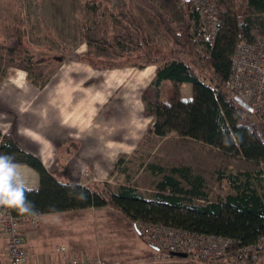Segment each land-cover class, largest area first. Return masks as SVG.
I'll return each instance as SVG.
<instances>
[{"label": "trees", "instance_id": "obj_1", "mask_svg": "<svg viewBox=\"0 0 264 264\" xmlns=\"http://www.w3.org/2000/svg\"><path fill=\"white\" fill-rule=\"evenodd\" d=\"M136 1L152 11L169 45L157 43L149 36L142 18L134 11L132 0H115L112 14L119 20V30L108 33L99 22L92 26L83 22L81 35L88 47L79 56L80 60L98 65L99 62L91 56L92 47L96 44L107 45L112 53L124 58L123 51L115 46L129 45L132 57L125 61L104 59L100 64L104 67L155 65L154 85L164 83L165 93L146 105V112L153 115L146 136L170 133L188 136L224 154L257 165L264 163V124L254 111L245 109L234 100L236 91L224 82L235 44L238 41L253 42L264 35V0H246L241 12L234 8L233 0H216L220 29L212 44L190 30L191 21L197 24V14L190 1H184L185 18L180 23L173 22L155 0ZM87 4L98 12L94 1ZM200 41L206 46L207 53L196 46ZM2 56L31 67L28 80L34 84L42 86L45 82L43 76L47 63L44 56L11 47H7ZM195 64L210 72V82H204ZM184 82L191 84L189 98L182 96L181 83ZM0 154H8L17 163L27 164L37 171L39 185L27 194V199L34 205L38 216L109 205L130 220L136 230L139 223L164 224L227 236L234 240L235 247L251 245L264 234V186L255 183L261 179L259 170L226 174L232 191L210 200L205 177L195 173L190 166L166 168L152 161L144 163L145 168L153 175H161V178L155 182L151 197H146L131 181L119 184L116 190L111 189L106 181L92 180L87 184L60 181L37 156L22 150L10 134L1 131ZM149 157L157 158L155 155ZM121 162H124L123 158H119L116 164ZM8 209L14 216H30ZM159 257L184 259L165 250H160ZM213 262L264 264V250L249 249Z\"/></svg>", "mask_w": 264, "mask_h": 264}, {"label": "crops", "instance_id": "obj_2", "mask_svg": "<svg viewBox=\"0 0 264 264\" xmlns=\"http://www.w3.org/2000/svg\"><path fill=\"white\" fill-rule=\"evenodd\" d=\"M155 79L154 64L104 67L80 58L64 61L42 86L28 80V76L19 84L15 80L0 84V131L10 134L22 150L37 156L60 181H106L115 185L111 186L113 190L131 181L127 164L144 156L140 150L153 154L157 146L164 156L182 154L190 161L203 160L207 144L199 140L176 134L173 138L146 136L153 122L146 105L156 101L157 91L164 87V83L155 86ZM181 84L182 96L187 98ZM150 93L153 100L148 97ZM119 158L124 162L117 165ZM190 161L183 165L191 167ZM19 164L29 184L37 188V171ZM139 166L145 167L142 159ZM46 217L53 223L60 220L48 213L39 215L37 226L29 217L21 221L28 264L60 260L62 254L55 252L58 245L81 258L73 246L54 238L60 233L54 235L46 226ZM6 245L7 238L0 230V264H9Z\"/></svg>", "mask_w": 264, "mask_h": 264}, {"label": "rangeland", "instance_id": "obj_3", "mask_svg": "<svg viewBox=\"0 0 264 264\" xmlns=\"http://www.w3.org/2000/svg\"><path fill=\"white\" fill-rule=\"evenodd\" d=\"M93 1L98 12L88 7L87 3ZM184 1L155 0L157 6L167 12L173 22L178 23L185 18ZM233 3L234 8L241 12L245 8L246 0H233ZM132 4L135 13L142 18L144 29L149 36L157 43L168 46L169 41L152 11L136 0H132ZM114 9L115 0H0V67L2 70L0 84L13 80L19 84L32 71V68L25 63L2 56L7 47L44 56L47 69L43 80H48L64 61L79 58L87 49L88 46L81 35L83 22L91 26L99 22L108 33L119 30L117 25L119 20L112 14ZM195 26L196 24L191 21L190 30L194 31ZM196 46L207 53V48L201 41ZM115 47L123 51L124 58L112 53L109 46L99 44L92 47L91 56L99 62L98 66H102L100 63L104 59L125 61L127 57L133 56L129 45L120 44ZM195 67L204 82H210V72L203 67L200 69L196 64ZM183 84V93L188 94L185 96L189 98L191 84L189 82ZM164 93L165 87H161L155 97L158 99ZM151 95L153 94L150 93L148 97L153 100L155 97ZM167 135L173 138L175 134ZM152 150L153 154L140 150L144 156L135 157L127 164L131 182L146 197H151L154 184L161 175H153L147 168L140 167L141 159L142 163L157 161L166 168L172 165H183L190 161L185 158L186 155L182 157V154L164 156L165 154L161 153L157 146H154ZM148 154L155 155L157 158L153 159L147 156ZM204 155L203 160L190 162H192L193 170L201 172L205 177L210 200H215L218 195H225L232 191L226 181V174L245 170L256 172L259 166L242 158L224 154L208 145L205 147ZM255 183L264 186V181L260 179ZM111 186L115 188L114 184ZM111 186L109 184L110 188ZM53 215H57L60 220L53 223L46 217L44 218L46 226H50L54 235L60 233L54 238L59 239L58 241L62 244L64 242L73 246L81 258L99 255L105 259H118L124 264H223L203 261L189 255L183 257L184 259L159 257L160 250L147 245L133 223L119 210L109 205L100 208L65 210L54 212Z\"/></svg>", "mask_w": 264, "mask_h": 264}, {"label": "built area", "instance_id": "obj_4", "mask_svg": "<svg viewBox=\"0 0 264 264\" xmlns=\"http://www.w3.org/2000/svg\"><path fill=\"white\" fill-rule=\"evenodd\" d=\"M197 14L194 32L212 44L220 29L216 0H189ZM231 57L225 85L236 91L264 124V35L253 42L238 41ZM260 180L264 181V163L258 166ZM24 217L14 216L6 207H0V230L7 238L6 255L9 264H28V248L21 232ZM38 225L39 216H29ZM137 231L147 245L158 250L184 252L200 260L213 262L218 258L233 256L249 249L264 250V234L251 245L233 246V239L223 235L189 231L164 224L139 223ZM62 254L60 260L37 264H124L118 259H105L99 255L77 258L68 254L64 245L55 247Z\"/></svg>", "mask_w": 264, "mask_h": 264}, {"label": "clouds", "instance_id": "obj_5", "mask_svg": "<svg viewBox=\"0 0 264 264\" xmlns=\"http://www.w3.org/2000/svg\"><path fill=\"white\" fill-rule=\"evenodd\" d=\"M35 190L24 175L22 166L12 156L0 154V207L35 217L38 213L27 199V194Z\"/></svg>", "mask_w": 264, "mask_h": 264}, {"label": "water", "instance_id": "obj_6", "mask_svg": "<svg viewBox=\"0 0 264 264\" xmlns=\"http://www.w3.org/2000/svg\"><path fill=\"white\" fill-rule=\"evenodd\" d=\"M185 1H189V0H185ZM234 100L239 103L241 106H243L245 109L249 110V111H253V108L251 106H249V104L243 99L241 98L239 95H235L234 96ZM174 255L177 256H181V257H187L186 253L184 252H171Z\"/></svg>", "mask_w": 264, "mask_h": 264}]
</instances>
